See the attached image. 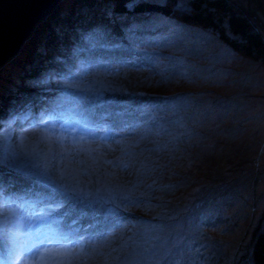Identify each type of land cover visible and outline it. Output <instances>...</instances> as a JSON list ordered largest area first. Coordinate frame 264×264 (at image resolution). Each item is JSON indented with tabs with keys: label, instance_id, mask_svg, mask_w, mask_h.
Here are the masks:
<instances>
[{
	"label": "rangeland",
	"instance_id": "rangeland-1",
	"mask_svg": "<svg viewBox=\"0 0 264 264\" xmlns=\"http://www.w3.org/2000/svg\"><path fill=\"white\" fill-rule=\"evenodd\" d=\"M81 1H60L51 11H61L58 35L49 23L32 39L36 28L0 69L3 94L24 52H39L78 23L62 4H74L81 29L93 28L65 49L66 61L57 59L60 76L40 79L61 109L0 123V264H31L18 253L32 217L49 213L90 241L87 264H239L264 229V65L211 30L158 15L122 16L100 33L105 19L87 26L95 12ZM192 1L170 0L179 12ZM233 1L264 41V0ZM227 113L232 122L221 126ZM85 188L98 197L86 199ZM85 218L100 227L83 229Z\"/></svg>",
	"mask_w": 264,
	"mask_h": 264
},
{
	"label": "trees",
	"instance_id": "trees-1",
	"mask_svg": "<svg viewBox=\"0 0 264 264\" xmlns=\"http://www.w3.org/2000/svg\"><path fill=\"white\" fill-rule=\"evenodd\" d=\"M81 3H83L84 10L95 12V16L91 19L92 21L89 18L86 20L87 26L93 27L95 19H105V27L99 28L100 33L107 31L109 22L115 21L116 18L120 19L122 16L158 15L185 25L211 30L217 35L220 42L230 47L234 52L239 53L246 59L260 62L264 65V41L252 26L245 8H242L240 4L235 3L233 0H193L189 4L190 7L182 12H179L180 10H177L170 0L165 5L146 4L145 2L134 5V0H87V4L85 0H82L79 5ZM62 6L64 7L62 11H67L68 14L78 20V23L71 25L74 27L71 28L70 26V31L61 33L62 36L59 38L50 39V43L47 46L42 44L40 47L42 49L39 52H24L26 53L24 58H20L23 66L20 67L19 74L13 75L12 78L6 77L9 80V90L0 94V123L10 117L15 118L21 115L27 118L32 116L35 118L42 109L50 110L52 106L56 110L61 109L59 104L61 97L59 94L55 96L52 93L53 95H51L49 93L50 90L41 89L39 86L45 82H40V78L44 74L45 77L53 74L60 76L58 71H60L62 64L60 62L57 63V59L66 61L68 58H66L67 51L65 49L68 50V47L71 46L72 51L80 42L82 43V39L74 41L80 35V31L81 34L88 37L90 36L89 31L92 32L93 30V28L86 27V29H81L79 27L80 16L72 14L75 10L73 8L74 4H69V6L62 4ZM66 8L67 10H65ZM57 13L56 11L54 12V17ZM47 29H50L48 22L40 23L32 39H35L36 36ZM113 35L114 33L110 37ZM99 37L103 38L101 42H104L106 36ZM29 44L32 45V48L36 47L34 41ZM63 45H65L63 52L58 53L56 50ZM69 55L71 54L69 53ZM21 74L23 75L21 76ZM38 78L39 81H35ZM54 113L50 111V114ZM7 140L10 143V138ZM7 145V149H9L10 146L9 144ZM25 154L30 157L32 153L26 152ZM11 158L15 160L14 157ZM17 182L18 180H14L13 186H16ZM82 193L86 194L84 196L86 199H88L87 194L90 198L98 197L99 194L91 192L89 188H85ZM98 202L106 206L105 199H98ZM6 255L4 254L3 257H6ZM243 258L238 262L239 264H264V229L256 233L251 251L248 250Z\"/></svg>",
	"mask_w": 264,
	"mask_h": 264
},
{
	"label": "snow or ice",
	"instance_id": "snow-or-ice-1",
	"mask_svg": "<svg viewBox=\"0 0 264 264\" xmlns=\"http://www.w3.org/2000/svg\"><path fill=\"white\" fill-rule=\"evenodd\" d=\"M65 139L61 137L58 141L63 145ZM73 146L76 147L75 144ZM76 150L86 151L82 147ZM16 211L15 208L10 209L12 215ZM32 219L36 223L29 234L27 246L18 253L21 261L27 258L31 264H87L90 241L81 240L74 227H65L58 215L52 213Z\"/></svg>",
	"mask_w": 264,
	"mask_h": 264
},
{
	"label": "water",
	"instance_id": "water-1",
	"mask_svg": "<svg viewBox=\"0 0 264 264\" xmlns=\"http://www.w3.org/2000/svg\"><path fill=\"white\" fill-rule=\"evenodd\" d=\"M60 1L0 0V69L19 55L38 24Z\"/></svg>",
	"mask_w": 264,
	"mask_h": 264
},
{
	"label": "bare ground",
	"instance_id": "bare-ground-1",
	"mask_svg": "<svg viewBox=\"0 0 264 264\" xmlns=\"http://www.w3.org/2000/svg\"><path fill=\"white\" fill-rule=\"evenodd\" d=\"M57 9H55V11H56ZM19 12L20 13H23L22 12V9H20L19 8ZM58 12H61V11H58ZM61 16V15H60ZM54 19H55V17H54V15H53V12L51 13V15H47L45 18H44V21H46V22H48V24L50 23V24H53L54 26L55 25H57V31H55L54 33H56L57 35H58V32H59V30H60V28H61V24L60 23H53L54 22ZM60 20V19H59ZM61 21V20H60ZM63 23H65V21L63 20L62 21ZM52 25V26H53ZM51 29V28H50ZM90 32V35H91V31H89ZM53 38H56V35L54 34V37ZM82 51H83V49H79V51L77 50L76 52H80V54H82ZM76 56V55H75ZM49 69H50V67H49ZM62 70V69H61ZM51 73V72H50ZM23 74H21V76H22ZM65 76V74L64 75H62V77H64ZM11 78V77H10ZM44 78H45V76H42L40 79L41 80H44ZM13 80V79H12ZM224 97H225V93H224V95H221L220 96V98H218L219 100L218 101H222L223 99H224ZM107 105H105V110H106V108H107V106H112L113 105V103L111 102V101H107ZM223 105V103L221 104V106ZM221 106H218V107H221ZM212 108H214V107H212ZM101 112V111H100ZM228 113H227V117L225 118V119H223V121L220 123V125L222 126V125H225L226 123H227V120H228V122H232L231 120V118L230 119H228ZM90 121H93V118L91 119V120H87L86 122H85V125L86 124H89L90 123ZM225 122V123H224ZM0 127H1V125H0ZM124 129H129L130 130V127L129 126H126ZM96 133H98V132H96ZM96 133H94V134H96ZM152 133V132H151ZM10 174V172H6L5 173V175H9ZM186 208V207H185ZM86 220H90V222H85V223H83V229L85 228V226L87 225V227L89 228V229H91V230H95V229H98L100 226H98L97 224H96V220H91V219H87V218H85ZM81 220V219H80ZM95 223V224H94ZM86 224V225H85ZM75 228V227H74ZM1 251V250H0Z\"/></svg>",
	"mask_w": 264,
	"mask_h": 264
}]
</instances>
